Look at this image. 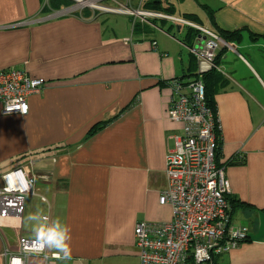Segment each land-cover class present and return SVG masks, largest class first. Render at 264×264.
Instances as JSON below:
<instances>
[{
    "label": "crops",
    "instance_id": "0c3cea01",
    "mask_svg": "<svg viewBox=\"0 0 264 264\" xmlns=\"http://www.w3.org/2000/svg\"><path fill=\"white\" fill-rule=\"evenodd\" d=\"M176 1L130 0L131 9L163 17L128 16L129 37L108 25L112 13L0 0V70L17 68L44 81L27 98L26 115H2L0 108V187L1 176L17 168L36 176L23 215L0 217V264L19 251L21 238L34 239L33 213L70 228L71 259L54 260L59 264H139L136 224L171 221L170 206L158 199L182 125L169 120L167 83L191 79L196 68L186 48L195 39L173 18L193 16L190 23L215 33L239 32L229 44L264 51V0ZM220 53L228 85L213 96L218 161L230 187L231 224L246 227L248 236L215 264H264V57L250 55L243 68L230 65V76L226 52ZM237 157L243 161L232 162ZM26 264L47 263L33 255Z\"/></svg>",
    "mask_w": 264,
    "mask_h": 264
},
{
    "label": "built area",
    "instance_id": "2783aa9c",
    "mask_svg": "<svg viewBox=\"0 0 264 264\" xmlns=\"http://www.w3.org/2000/svg\"><path fill=\"white\" fill-rule=\"evenodd\" d=\"M76 2L84 7L92 0ZM138 14L163 17L147 12ZM173 21L198 32L194 43L186 47L196 61L197 76L189 80L175 78L167 83L169 120L182 125V134L174 137V148L166 157L167 187L158 199L160 205L170 206L172 219L160 224L138 222L134 228V248L139 264H208L215 255L236 249L248 236L246 227L231 224L227 200L230 187L225 167H219L215 160L220 124L216 111L206 103L201 81L207 72L223 73L215 63L218 51L233 48L206 27L179 18ZM43 87V80L30 78L24 70H0L1 114L26 115L27 98L38 94ZM35 180L36 176L22 167L1 176V218L23 215L25 197L35 195ZM32 240L21 238L19 251L8 254L7 264H11L13 257L22 258L26 264L29 257L36 255L25 250ZM38 256L44 259L46 256L47 264H59L54 262L59 258L47 251Z\"/></svg>",
    "mask_w": 264,
    "mask_h": 264
},
{
    "label": "rangeland",
    "instance_id": "374dc122",
    "mask_svg": "<svg viewBox=\"0 0 264 264\" xmlns=\"http://www.w3.org/2000/svg\"><path fill=\"white\" fill-rule=\"evenodd\" d=\"M72 1H73L72 6L76 7V12L83 11L84 9H88L90 11H94V13H95L94 9H97L98 12H108V13H112V14H117V15L107 14V17L110 19V24L108 23V25L113 26L116 23V25H117V26L115 25L116 33L118 32L121 36L127 35L130 37L131 24H130V21L129 22L127 21L128 16H138L143 20H147V19H145L146 18L145 16L138 14L140 11H137V10L135 11V10L131 9L132 7H129L130 6V0H125L126 5H124L125 2L123 0L122 1L123 5L120 4V6H117V5L115 6L114 4H113L114 6L104 5V4H100V2H98V0H95V1L92 0V3H89L84 7H82V5H80V3L76 2L78 0H76V1L72 0ZM136 1L137 0H133L134 3ZM170 1H172L174 3L177 2L176 0H170ZM177 5H178V3H177ZM185 5L188 6L187 4H185ZM116 10L120 11L121 13H116L115 12ZM127 12H129V13H127ZM124 16H126V17H124ZM229 45L232 46L233 49L227 48L225 50V52H226L225 55H226V57H228V59L226 58L227 63L225 64V66H223V68H224V73H227L230 76H232V74L229 72V69H228V68H230V65L242 67L241 64H245L244 61H247L248 63H252L251 60H249L251 58L250 55L254 56L255 58H257L259 60H261V58L264 57V53H262L264 51H262V49H260V48H258V49L255 48L254 46H252L251 43L248 44L249 47H246L247 45L245 43H240V44L232 43ZM250 52H252V53H250ZM186 58H187V54L185 53L184 59H186ZM240 62H242V63H240ZM245 66H247V65L245 64ZM247 81L248 82L246 85H248L249 87L255 86L253 82H250L248 79H247Z\"/></svg>",
    "mask_w": 264,
    "mask_h": 264
},
{
    "label": "clouds",
    "instance_id": "9594fccd",
    "mask_svg": "<svg viewBox=\"0 0 264 264\" xmlns=\"http://www.w3.org/2000/svg\"><path fill=\"white\" fill-rule=\"evenodd\" d=\"M28 219L33 222L34 239L30 246H26L27 252L40 255L53 251L57 258L71 259V230L68 226L59 219L49 222V217L40 212L31 214ZM11 264H23V260L13 257Z\"/></svg>",
    "mask_w": 264,
    "mask_h": 264
},
{
    "label": "trees",
    "instance_id": "16d2710c",
    "mask_svg": "<svg viewBox=\"0 0 264 264\" xmlns=\"http://www.w3.org/2000/svg\"><path fill=\"white\" fill-rule=\"evenodd\" d=\"M72 4H73L72 0H49V2H48V6L51 9H59L61 6L68 7V6L72 5ZM144 7L147 8L146 4L144 5ZM184 17L186 19L185 21H187V22L194 23L193 21H195V18L193 16H186L185 15ZM197 25H199V24H197ZM139 28H140V24L139 23H135L133 25V31L134 32L139 31ZM187 28H188L187 39L188 40L195 39V37L197 36L198 32L195 29H193V28H191L189 26H187ZM238 33L239 32H232V33L224 32V33H218V34L224 41L229 43L232 39L236 38V36L239 35ZM223 50H225V49L224 48L221 49V53L223 52ZM192 59H193V62H195V67H196V61H195L194 57H192ZM215 63L218 64V55H217V58L215 60ZM196 76H197V74H196V68H195V72L192 75V78H196ZM201 81H202V83L204 85V88H205V100H206V103L211 109L214 110L213 96L220 89L225 88L228 85V81L224 78V76L221 73H218L216 71H210V72H207V73L203 74L201 76ZM94 129L95 128H93L92 131H94ZM221 144H222L221 143V139L220 138L217 139L218 148H217V151H216L215 160H216V164L219 167H222V166L225 167V164H220L219 161H218V158L220 157V153H221ZM234 161L242 162L243 159L241 157H237V158L232 160V162H234ZM227 200H228V203L230 205V214H231V208L232 207H231V203H230L229 197H227ZM218 256L219 255H217V256L215 255L208 264H215V262L217 261V257Z\"/></svg>",
    "mask_w": 264,
    "mask_h": 264
},
{
    "label": "flooded vegetation",
    "instance_id": "af4514ba",
    "mask_svg": "<svg viewBox=\"0 0 264 264\" xmlns=\"http://www.w3.org/2000/svg\"><path fill=\"white\" fill-rule=\"evenodd\" d=\"M75 1V0H74Z\"/></svg>",
    "mask_w": 264,
    "mask_h": 264
}]
</instances>
